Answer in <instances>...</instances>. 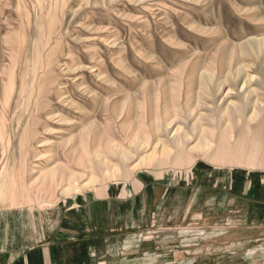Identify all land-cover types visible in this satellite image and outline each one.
<instances>
[{"label":"rangeland","instance_id":"1","mask_svg":"<svg viewBox=\"0 0 264 264\" xmlns=\"http://www.w3.org/2000/svg\"><path fill=\"white\" fill-rule=\"evenodd\" d=\"M261 80L264 0H0V221L73 204L90 264H264V166L195 147Z\"/></svg>","mask_w":264,"mask_h":264},{"label":"crops","instance_id":"2","mask_svg":"<svg viewBox=\"0 0 264 264\" xmlns=\"http://www.w3.org/2000/svg\"><path fill=\"white\" fill-rule=\"evenodd\" d=\"M104 194L95 200L106 202L109 197ZM73 207L72 204L69 209L56 211V218L60 219L46 224L44 216L39 215L37 224L21 235L15 231L8 233L0 221V264H79L78 259H82V264H90L89 241L94 239L90 236L94 230L90 225L92 211ZM80 245L83 251L78 249Z\"/></svg>","mask_w":264,"mask_h":264},{"label":"bare ground","instance_id":"3","mask_svg":"<svg viewBox=\"0 0 264 264\" xmlns=\"http://www.w3.org/2000/svg\"><path fill=\"white\" fill-rule=\"evenodd\" d=\"M240 65H243V62H241ZM244 67L246 66L243 65L242 68ZM237 69H238V72L237 74H235V77L233 80L237 82L239 77H243L242 79H245V82L242 84V88H243V86L246 85V78L248 76L241 75V71H242L241 67ZM251 81L252 79L248 80V82H251ZM261 81L264 82V80H261ZM259 93L260 94L258 93L256 94L255 100H249L248 97H250V94H252V92H249L246 90L243 91V94H239L238 92H236L234 96L241 97L239 101L241 104H239V102L238 103L236 102L235 104L232 102L233 104L231 105L234 107H233V111L231 110L232 108L228 111V115H227L228 121L225 122L224 117H220L219 119L214 120L211 123L210 130L208 131L201 130L200 133L198 134L196 133L197 141H196L195 147H197V149L205 150V148L209 149L212 143H214L215 145L214 154H210L208 152L202 153L203 155L206 154L204 157L207 158L208 161H210L211 163L215 165H219V163L224 164V165H240L241 162L235 163V162L228 161V164H225L222 162V160L217 161L218 159H217L216 153H222L221 152L222 150H228L229 153L232 155L233 159L234 158L239 159V157L245 152H247L251 156L250 162L247 161V164H246V162L243 161L242 165L257 164L259 166H264V89L260 91ZM224 110L225 109H223V111ZM249 112H251V114L248 116ZM165 115L169 118H165L164 122L167 125H170L169 120L171 119V117H175V114H173L172 116V113L169 114L168 111L166 110ZM174 119L175 118L171 120V124L173 123ZM167 130L168 129H166L165 131ZM150 137H152V139L153 137H157L154 131H151ZM155 139L157 138H154V140ZM189 141L190 139L188 138V135H184L183 137L182 135H179V137L177 138L175 137V141L173 140L172 144L173 145L175 144L176 152H178V155L176 154L177 155L176 157L174 155L175 157V159H173L174 164L180 165L183 162L185 164L189 160L187 152L193 151L192 149L188 148ZM242 145H247L248 147L247 151H242L241 149ZM164 151L166 150L164 149ZM164 151L161 153H164ZM214 155L216 156V159L214 158ZM223 155L225 158H227V155L225 154ZM126 157L127 155L124 152H122L121 157H120L121 160L125 159Z\"/></svg>","mask_w":264,"mask_h":264}]
</instances>
